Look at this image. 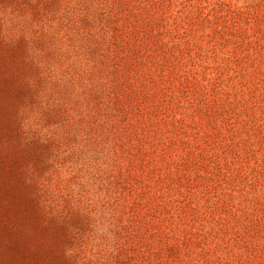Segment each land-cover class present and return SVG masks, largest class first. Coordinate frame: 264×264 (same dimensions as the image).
Listing matches in <instances>:
<instances>
[{
  "label": "rangeland",
  "instance_id": "1",
  "mask_svg": "<svg viewBox=\"0 0 264 264\" xmlns=\"http://www.w3.org/2000/svg\"><path fill=\"white\" fill-rule=\"evenodd\" d=\"M11 94L0 264H264V0H0Z\"/></svg>",
  "mask_w": 264,
  "mask_h": 264
},
{
  "label": "trees",
  "instance_id": "2",
  "mask_svg": "<svg viewBox=\"0 0 264 264\" xmlns=\"http://www.w3.org/2000/svg\"><path fill=\"white\" fill-rule=\"evenodd\" d=\"M12 95V94H11ZM14 97V100L10 99V101H8L7 98H5L4 96V99L6 101V107H5V110L2 114V118H0V129L2 128V126L4 125V118H6L7 116L11 115L12 114V111H13V104L16 100V97L15 95H12ZM9 103V105L7 104Z\"/></svg>",
  "mask_w": 264,
  "mask_h": 264
},
{
  "label": "clouds",
  "instance_id": "3",
  "mask_svg": "<svg viewBox=\"0 0 264 264\" xmlns=\"http://www.w3.org/2000/svg\"><path fill=\"white\" fill-rule=\"evenodd\" d=\"M245 4V0H236L237 7H243Z\"/></svg>",
  "mask_w": 264,
  "mask_h": 264
}]
</instances>
